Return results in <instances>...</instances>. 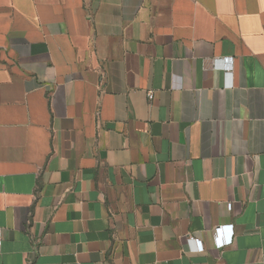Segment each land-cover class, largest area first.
I'll return each instance as SVG.
<instances>
[{"label":"crops","instance_id":"obj_1","mask_svg":"<svg viewBox=\"0 0 264 264\" xmlns=\"http://www.w3.org/2000/svg\"><path fill=\"white\" fill-rule=\"evenodd\" d=\"M0 264H264V0H0Z\"/></svg>","mask_w":264,"mask_h":264},{"label":"built area","instance_id":"obj_2","mask_svg":"<svg viewBox=\"0 0 264 264\" xmlns=\"http://www.w3.org/2000/svg\"><path fill=\"white\" fill-rule=\"evenodd\" d=\"M231 63V58L225 57L223 58V66L229 67ZM148 97L151 98L152 94H148ZM227 209H231V203H227L226 205ZM188 242L190 244H195L197 251H203L204 246L200 239L195 237L192 234L188 235L187 238ZM232 242V224H222L215 226L213 228V243L215 247L222 248L225 245H229Z\"/></svg>","mask_w":264,"mask_h":264}]
</instances>
